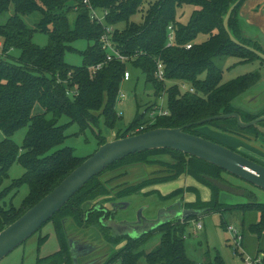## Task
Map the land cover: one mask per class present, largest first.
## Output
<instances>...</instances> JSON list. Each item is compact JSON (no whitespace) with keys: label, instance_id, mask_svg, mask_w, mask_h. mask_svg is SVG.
<instances>
[{"label":"trees","instance_id":"trees-1","mask_svg":"<svg viewBox=\"0 0 264 264\" xmlns=\"http://www.w3.org/2000/svg\"><path fill=\"white\" fill-rule=\"evenodd\" d=\"M88 1L92 8L108 13L105 21L115 28L113 40L119 52L128 57L127 63L116 60L105 63V52L100 45L103 28L90 18V10L83 5V0H0V16L13 6V15L5 23H0V186L8 179V170L14 163L24 169L22 177L0 190V231L51 192L89 157H78L72 148L63 146L68 125H59L62 117L69 120V125L76 124L80 134L98 127L101 117L107 128L116 129L121 117L116 114L115 104L123 74L128 68L139 70L145 77V83L151 86L154 97V103L150 105L152 108L157 106L156 100L161 96L164 98L163 107L167 115L143 122L144 114L137 112L133 122L115 139L157 128H182L185 133L217 143L213 138L197 132L198 128L209 126L216 132L246 143L257 142L258 148L262 147L259 140L264 135L254 127L240 128L235 119L197 125L198 121L224 114L236 113L245 123L264 115V111L255 115L233 106L234 100L256 86L261 79L260 73L252 72L223 82V70L214 63L215 59L225 57L236 59L235 65L259 61L264 66V61L254 53L232 43L223 27V16L237 0ZM244 1L240 0L234 8L228 27L241 44L260 50V43L245 37L241 29L238 12ZM184 6L194 7V10L187 23L181 24L178 11ZM72 11L77 16L74 29H70L66 16ZM36 13L40 15V20L35 28H30L22 18ZM137 14L140 20L136 22L132 18ZM169 26L174 30V42L166 47ZM36 32L47 35L45 47L32 42ZM199 36H205V41L196 43ZM78 40L86 41L87 47L79 52L83 65L76 67L67 64L64 56L74 50L72 44ZM188 44H191L190 49L185 48ZM14 51L19 52L17 58L11 56ZM158 61L164 67V82H158L154 77ZM97 64L103 66L93 73L90 67ZM180 84L192 88L193 93L183 91ZM36 107L40 111L33 114ZM145 125L148 126L138 131ZM259 125L264 127V122ZM22 128H27V132L21 146H18L11 137ZM96 138L98 147L107 142L101 132ZM231 150L264 166L234 148ZM168 153L175 160L171 171L122 186L113 194V201L127 199L147 187L175 180L186 173L214 190L211 201L205 206H199L201 203L198 201L183 203V191L180 190L163 197L162 201L181 200L185 211L182 213L187 222L202 210L218 211L223 206L216 199L219 189L207 178L222 182L219 176L226 172L173 150L136 153L113 163L92 178L42 225L34 235L46 224H51L60 249L50 256L37 258L36 264H73L68 246V240L72 238L64 231L65 221L69 219L80 226H98L106 233L110 244L126 240L125 246L112 255L107 264H139L142 258L146 264H224L219 256L214 257L213 263L191 261L186 255L183 238L185 226L180 224L179 219L155 229L161 234L159 245L145 253L141 247L154 231L138 239L117 237L104 224L109 218H115L120 205L114 204L111 211L101 205L88 209L86 204L111 195L108 181L101 180L102 176L133 165L150 166L154 163L150 160L151 156ZM124 175L122 172L118 178ZM22 186L28 187V194L19 207L12 206L9 200L13 192L16 193ZM235 208L258 213V221L249 225L248 230L257 235L264 232V204L248 203ZM42 242L38 241V246Z\"/></svg>","mask_w":264,"mask_h":264},{"label":"rangeland","instance_id":"rangeland-1","mask_svg":"<svg viewBox=\"0 0 264 264\" xmlns=\"http://www.w3.org/2000/svg\"><path fill=\"white\" fill-rule=\"evenodd\" d=\"M193 10L194 7L191 6L181 8L178 11V21L181 24H186ZM11 15H13V6H10L8 11L0 16V23H5ZM66 16L70 29H74L77 17L76 13L73 11L68 12ZM22 19L28 27L35 28L36 23L40 20V15L36 13L25 16ZM132 20L139 21L140 15L137 14ZM205 39V36H199L196 43H201ZM32 42L42 48L47 45L48 37L45 33L36 32ZM72 47L74 50L65 54L64 61L71 66H82V57L79 52L86 49L87 42L78 40L72 44ZM11 56L17 58L19 52L14 51ZM236 62L237 60L234 58L225 57L214 60V63L223 70V82L252 72H259L261 79L256 86L234 100L233 106L235 108H243L245 111L255 115L263 113L264 66L259 61L242 65H235ZM128 69L131 73V79L129 81H123L119 88L120 92L126 94V98L122 101L117 99L115 104L116 114L121 117L116 129L112 130L107 128L101 117L98 124L100 130L94 126L92 129H87L84 133L80 134L79 127L76 124L69 125V120L66 117L60 119L59 125H68L65 131L66 140L63 146L72 148L76 156L85 158L96 152L98 149L96 135H99V132H101L102 137L107 142L115 140V136L117 137L120 132L133 122L137 112L144 114L143 122L150 121L154 117L159 105L154 108L150 106L154 103L151 86L145 83V77L139 70L134 68ZM158 102L156 100V103ZM163 109L165 108L163 107ZM39 111L40 109L36 107L33 114H37ZM147 126H142L138 131L145 129ZM26 132L27 128L18 130L11 137V140L16 145L21 146ZM197 132L213 138L220 145H224V147L229 149L234 148L243 154L251 155L247 154L251 151L253 153L252 155L258 156L259 161L264 164V146L261 143L259 145L262 147L258 148L257 142H242L233 136L216 132L209 126H202L197 129ZM150 160L154 162L150 166L133 165L102 176L101 180L108 181L107 187L110 189L111 195L99 197L91 203L86 204L88 209L95 205H101L111 211V204L120 205L119 208H121L122 203H128L126 209L118 210L114 216L116 220L123 221L125 219L135 220L138 211H141L142 215L147 219L154 218L160 208L173 204L176 205L177 203H179L178 207L180 210L185 212L182 208L183 204H180L181 200L179 199L162 201L163 197L179 190L183 191L181 195L183 203H196L198 201V203H201L199 206H205L206 203L211 201L212 192L215 193L214 190L211 191L210 186L207 187L201 184L198 180L186 173L175 180L147 187L140 194L133 195L127 199L113 201L115 200L113 194L122 186L139 181L145 177L165 175V173L173 169L172 165L175 163L173 156L169 153L153 155L150 157ZM122 172L125 175L118 178V174ZM23 174L24 169L19 164L14 163L9 168L8 179L0 186V190L9 186L13 180L22 177ZM115 177L118 179H115ZM219 177L222 183L242 192V194H233L218 190L216 199L223 206L215 212L202 210L201 213H198L194 217L202 225V229L197 231L195 235H192V224L190 221L187 222L184 220L180 222V224H184L185 226L183 238L185 239L187 257L194 263H202L204 261L213 263L215 256H219L224 264H256L254 262L261 259V257L264 262V232L261 235H257L248 230L249 225L255 224L258 221V213L254 211H242L241 209L235 208L236 205H247L248 203L264 204V191L226 173H221ZM14 192L9 201H11L10 204L12 206L19 207L22 200L28 194V187L22 186L16 193ZM150 192L152 194L145 195V193ZM106 202L109 203L105 204ZM64 227V231L70 235L72 240L86 243L93 247V250L89 254L78 257V264H107V260L117 251H120L126 244V240L119 241L116 244H110L107 241L108 237L106 233L95 225H88L87 227L85 225L80 226L72 219H69L65 221ZM228 227L235 229L242 237L241 247L239 246L240 248L236 254L235 249L237 246L232 234L227 230ZM160 237V232H152L146 239L147 241L142 245L141 250L145 253L154 250L159 245ZM40 239L43 242L38 246V241H41ZM59 249L60 246L54 228L51 224H46L40 232L29 238L25 244L16 248L0 264H36L37 258L50 256L59 251ZM139 264H146L144 258L140 260Z\"/></svg>","mask_w":264,"mask_h":264},{"label":"water","instance_id":"water-1","mask_svg":"<svg viewBox=\"0 0 264 264\" xmlns=\"http://www.w3.org/2000/svg\"><path fill=\"white\" fill-rule=\"evenodd\" d=\"M239 2L240 0H237L228 8L223 16V27L232 43L244 47L264 61V46H261L260 50L245 46L229 30V18ZM227 119H235L237 125L242 129L254 127L264 135V127L259 125L264 122V115L245 123L236 113L224 114L198 121L197 125ZM161 149L173 150L205 161L220 168L227 174L264 191V166L218 143L185 133L182 128H157L138 135L115 139L100 145L93 155L75 168L51 192L29 208L17 220L0 231V262L31 238L43 224L50 220L92 178L113 163L136 153ZM207 181L221 191L242 194V192L216 179L207 178ZM111 206H114V204H111ZM127 206L128 203H122L121 208L118 210L126 209ZM181 216H183L182 211L177 204H173L160 208L154 218L147 219L142 215L141 211H138L135 220L125 219L118 221L115 218H109L104 227L108 228L114 236H127L131 239H138L163 224L179 219ZM68 246L74 264H78L79 256H86L93 250V247L89 244L71 239L68 240Z\"/></svg>","mask_w":264,"mask_h":264},{"label":"built area","instance_id":"built-area-1","mask_svg":"<svg viewBox=\"0 0 264 264\" xmlns=\"http://www.w3.org/2000/svg\"><path fill=\"white\" fill-rule=\"evenodd\" d=\"M83 5L87 6L88 9L90 10V18L94 20L97 24L102 26L103 28V34L100 38V45L102 50L105 52V63L111 62V61H120L122 63H127L128 62V57L121 54L119 50L117 49L115 42L113 40L114 37V32L115 28L113 26L107 25L105 18L107 17V12L106 11H100L92 8L89 4L88 0H83ZM174 42V30L172 26L168 27V34H167V44L166 47H170ZM186 49L191 48V44L186 45ZM103 64H97L95 66L90 67V70L94 73L98 71ZM154 77L158 82H164L165 81V75H164V67L160 61L156 63V69L154 73ZM131 79V73L129 70H126L123 74V81H129ZM180 87L183 91H188L190 93H193V89L189 88L185 84H180ZM126 98V94L123 92L118 93V100L122 101L123 99ZM157 105H159V108L156 109L155 116H161V115H167V111L163 109V103H164V98L161 96L158 99ZM180 222H183L185 220L184 216H181L179 218ZM190 223L192 224V235H195L197 231L202 229V225L199 221L197 220H190ZM228 232L232 234L233 240L235 241V244L237 248L235 249V254L238 252L239 248L241 247V241L242 237L241 235L232 227L227 228ZM190 235V234H189ZM240 246V247H239ZM263 258L258 259L254 263L256 264H262Z\"/></svg>","mask_w":264,"mask_h":264},{"label":"crops","instance_id":"crops-1","mask_svg":"<svg viewBox=\"0 0 264 264\" xmlns=\"http://www.w3.org/2000/svg\"><path fill=\"white\" fill-rule=\"evenodd\" d=\"M238 17L244 36L264 46V0H245ZM260 142L264 145V139L261 138Z\"/></svg>","mask_w":264,"mask_h":264},{"label":"flooded vegetation","instance_id":"flooded-vegetation-1","mask_svg":"<svg viewBox=\"0 0 264 264\" xmlns=\"http://www.w3.org/2000/svg\"><path fill=\"white\" fill-rule=\"evenodd\" d=\"M247 151H248V149H246ZM245 154V153H244ZM247 154H251V155H247L248 157H251V158H253V159H255V160H257V161H259V159H258V157H256V156H254V155H252L253 153L250 151V152H248ZM246 155V154H245ZM177 205H178V203H177ZM111 207V209H113V206H110ZM107 209V208H106ZM183 214V213H182ZM184 215V214H183Z\"/></svg>","mask_w":264,"mask_h":264}]
</instances>
